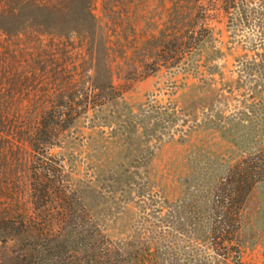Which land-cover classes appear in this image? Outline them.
<instances>
[{
  "label": "rangeland",
  "instance_id": "374dc122",
  "mask_svg": "<svg viewBox=\"0 0 264 264\" xmlns=\"http://www.w3.org/2000/svg\"><path fill=\"white\" fill-rule=\"evenodd\" d=\"M170 5L114 0L110 15L93 0L102 30L92 48L80 36L44 35L39 47L23 39L15 52L10 45L7 77L13 68L19 77L6 80L3 96L28 104L63 91V102L74 83L100 86L106 103L50 150L86 214L131 264H222L209 245L211 192L232 163L264 146V0H252L240 20L208 11L223 51L213 73L151 65ZM7 139L0 132V152ZM21 203L32 212L26 198ZM241 222L242 264H264V184L251 192Z\"/></svg>",
  "mask_w": 264,
  "mask_h": 264
},
{
  "label": "trees",
  "instance_id": "16d2710c",
  "mask_svg": "<svg viewBox=\"0 0 264 264\" xmlns=\"http://www.w3.org/2000/svg\"><path fill=\"white\" fill-rule=\"evenodd\" d=\"M169 1L170 20L151 65L171 68L180 63L191 74L201 67L213 73L223 51L205 22L208 11L221 9L230 20H240L252 0ZM112 2L101 0L110 15L115 13L109 8ZM92 6L93 0H0V132L8 137L5 152H0V172L6 176L0 181V264H131L128 251L120 255L117 243L86 214L60 160L50 153L78 118L106 103L101 87L90 83L87 91L74 83L63 102V91L28 104L3 96L6 80L14 84L19 77L15 68L13 77H7L9 46L15 52L24 39L39 47L41 36L50 35L80 36L92 48L100 28ZM259 184H264V146L232 163L213 187L208 238L218 263L242 264V214ZM22 197L31 203V213L22 209Z\"/></svg>",
  "mask_w": 264,
  "mask_h": 264
}]
</instances>
